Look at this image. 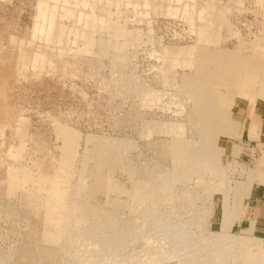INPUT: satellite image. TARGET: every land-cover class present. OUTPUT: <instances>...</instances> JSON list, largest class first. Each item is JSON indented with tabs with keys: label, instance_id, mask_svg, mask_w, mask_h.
<instances>
[{
	"label": "rangeland",
	"instance_id": "obj_1",
	"mask_svg": "<svg viewBox=\"0 0 264 264\" xmlns=\"http://www.w3.org/2000/svg\"><path fill=\"white\" fill-rule=\"evenodd\" d=\"M49 1L0 0V264L77 262L69 243L53 245L41 204L45 197L36 189L39 182L63 177L59 166L68 153L73 156L70 174L65 175L69 196L80 191L78 198L91 215L84 232H78L80 237L85 233L90 239L96 231H104L105 217L110 215L123 235L114 234L121 244L108 241L111 252L124 246L116 253H129L134 259H128L136 264H184L192 257L195 261L190 264H196L199 252L209 254L210 249L217 257L215 264H264L260 252L264 239L253 231L243 232L253 199L264 189L255 181L264 169L259 167L264 160V98L247 99L239 94L251 89L233 83L238 75L256 73L264 87V0H123L119 4L111 0L107 8L98 10L107 17L105 29L110 34L101 37L91 31L86 41L77 40L72 51L63 53L57 50L56 38L46 41L36 31L38 8ZM204 27L208 32L203 41ZM89 37L95 44L88 48ZM121 44L125 50L120 52L116 45ZM219 50L228 59L221 65L216 57ZM206 79L207 85L195 83ZM217 80L223 83L216 84ZM220 93L222 105L217 106ZM200 123L207 128L205 134ZM177 125L194 153L208 158L204 173L209 176L203 174L199 180L184 162L175 164L180 150L174 143ZM219 127L229 133L219 132ZM64 128L75 132L72 146L64 144ZM10 168H15L20 181L27 179L25 186L13 189ZM141 182L161 195L153 201L156 205L134 209L131 193ZM236 185L245 187L238 214L233 213L236 194H241ZM226 198L235 221L230 237L222 242L218 238ZM208 237L222 245L223 249L214 243L216 253L226 256L214 253ZM246 241L248 246L243 245ZM105 252L113 253L101 251L98 256ZM205 259L199 263L206 264Z\"/></svg>",
	"mask_w": 264,
	"mask_h": 264
},
{
	"label": "bare ground",
	"instance_id": "obj_2",
	"mask_svg": "<svg viewBox=\"0 0 264 264\" xmlns=\"http://www.w3.org/2000/svg\"><path fill=\"white\" fill-rule=\"evenodd\" d=\"M129 1V0H128ZM45 2V1H44ZM44 2H42V3H44ZM40 4V8H38L39 10V13L37 14L38 15V18H37V24H36V31L38 32V35L39 36H41L42 38H44V40H46V41H49L50 39H51V37L53 36L54 37V39L56 38V46L58 47V51L59 52H61V53H63L65 50H66V52L67 51H72V46L71 45H73V43L74 42H76L77 40L78 41H86L85 39H87V35H88V33L89 32H91V31H93L94 33L95 32H98L99 34H100V36L101 37H104L105 36V33H106V35L108 36L110 33H109V31L108 32H106V29H105V25H106V23H108L107 21H108V19H107V17L105 16V15H99V8H101L100 10H102V8H107L108 7V5H110L111 4V0H50L48 3H45L46 4V6L45 5H43V4ZM119 3H123V0H118L117 1V4H119ZM47 4H49V5H47ZM128 5V4H127ZM87 6H89V8L91 9L90 11H86L85 9H84V7H87ZM205 12V10L204 11H202V14ZM204 21H205V19H203ZM206 24H205V26H208V22H205ZM209 26H211V24H209ZM206 31H207V29H206V27H204V28H201V30H200V39L201 40H206V38H205V35L204 34H206ZM208 32V31H207ZM121 33H122V31H121ZM71 36H73L74 37V39H75V41H73L72 40V42H71V40H69L70 39V37ZM101 40H102V38H100ZM104 39V38H103ZM106 40V38L104 39V40H102V42L103 41H105ZM91 41V42H90ZM199 41V40H198ZM105 43V42H104ZM95 43H94V39H93V37H89V39H88V41H87V45H88V48L89 47H91L92 45H94ZM124 45L125 44H121V47L120 46H117L116 45V50L117 51H123V50H125V47H124ZM115 49V48H114ZM183 51V50H182ZM195 51V50H194ZM85 53H88L89 52V50H86V51H84ZM223 52V51H222ZM221 52V50H219V51H217L216 53H217V55H216V57L218 58V62H220L219 64L221 65V63H225V62H227L228 61V59L227 58H225L226 57V55H222V54H224V53H222ZM178 53V52H177ZM190 53V52H189ZM179 54H181V52H179ZM205 56V55H204ZM228 57H229V55H228ZM40 58H41V56H40ZM204 62H206V59H205V57H203V59H202V61H201V63L203 64ZM215 79H217V78H215ZM246 79H250V83L249 84H246ZM261 80V78H260V76H258V74H256V73H254L253 75L252 74H250V73H247V75H238L234 80H233V83L235 84V85H238V87H240V84H242L243 86H245V87H248V88H250L251 90H250V92L248 91L247 93H245L244 95H242V94H239V95H241V96H246L247 97V99H248V97L250 98L251 97V99H255V97H257V96H260V97H263L264 98V92H262L263 90H264V87H260L259 85H261L262 84V80ZM207 80V79H206ZM205 80V82L204 81H201L200 80V82L199 81H195V83H197V84H199V85H201V86H203V85H207V84H209V82H208V80L206 81ZM220 82L221 83H223V81H221V80H217L216 81V84H219L220 85ZM190 83V82H189ZM263 83H264V81H263ZM245 84V85H244ZM192 92H194V91H192ZM197 94L198 95H200L201 96V89H198L197 91ZM260 94H259V93ZM257 93V94H256ZM256 96H255V95ZM223 96V94L222 93H220L219 95H218V98H217V100H216V104L215 105H222L221 103V101H222V97ZM251 99H249V100H251ZM254 99L252 100V101H254ZM264 100V99H263ZM252 101H250V103L252 102ZM220 102V103H219ZM196 107L198 108V110L201 108V101H200V98H198V99H196ZM201 125H202V123H200ZM156 125V124H155ZM203 126V128L205 127L204 125H202ZM177 127H178V129H177V131L175 130L174 132L176 133V139H175V145L177 146V148H179L180 150H178L177 152H176V154H175V156H176V158H177V161H175V164L176 165H180L181 164V166H183L182 165V163L184 162L185 163V166H187V169L186 170H188V172H190V173H192L191 175H193V174H195V175H193V176H197V178H202L203 177V174H205V175H208V174H206V173H204V170H206L205 168H206V166H207V164H209V162L207 163V160H208V158H203V157H198V154L195 152L194 153V148L192 147V148H190V145L191 144H189V143H187L186 141H184L183 139H182V137H181V130L179 129V126L177 125ZM254 127V126H253ZM209 128V127H208ZM220 128V129H219ZM218 129H219V132H224V130H223V128L222 127H219ZM239 128V127H238ZM207 128L205 127V129L203 130L204 132V134H205V131H207L206 130ZM226 129V128H225ZM228 129V128H227ZM254 129V128H253ZM200 131V130H199ZM227 130H225V132H224V134L226 135V133L228 134L229 132H226ZM228 131H230V130H228ZM201 132V131H200ZM253 132L255 133V130H253ZM253 132H250L249 131V133H253ZM63 133L65 134V138H64V144H65V146H67V147H69L70 145L72 146V141L74 140L75 141V139H76V136L74 135L75 134V132L74 131H70L68 128H64L63 129ZM73 133V134H72ZM203 133H202V135H203ZM208 133H211L212 134V131L210 132V131H208ZM234 133H235V131H234ZM71 134V135H70ZM214 134V133H213ZM233 134V133H232ZM231 134V135H232ZM240 134H241V132H240ZM70 135V136H69ZM234 135V134H233ZM250 135V134H249ZM201 136V135H200ZM230 135H228L227 137H229ZM236 136V135H235ZM234 136V137H235ZM238 136V135H237ZM251 136V137H250ZM249 136V138L251 139V138H254V136H253V134H251ZM258 136V135H257ZM256 136V139L259 137H257ZM174 137V136H173ZM232 138H233V136H231ZM202 138V137H201ZM237 138V137H236ZM203 139H204V137H203ZM198 140V139H197ZM205 140V139H204ZM252 140V139H251ZM197 142V141H196ZM236 146V145H235ZM241 147V146H240ZM126 148V147H125ZM264 153V152H263ZM69 154V153H68ZM67 154V159L66 158H64L65 159V162H64V165H60L59 166V170H60V173H62V174H64L63 175V177L61 178V179H56V180H50V181H48L47 182V184H43V183H38L39 185L37 186V190H38V192H39V195L41 196V195H43L42 196V198L43 197H45V198H43L42 199V202H41V204H42V207L44 208V212H45V218H46V223H47V227H48V229H50V231H48L49 233H48V235H50L51 236V239H53V245H58V246H60L59 244H61V243H67L65 246L67 247L68 246V243L70 244V248H72L73 250L70 252V253H72V254H74V256L76 257V259H77V262L75 263V264H136L135 263V261H131V260H129L128 258H132V257H130L129 256V253H128V256H127V254H126V256L124 255V254H122V255H124V256H122L121 254H119V253H116L117 252V250L118 249H122L121 247H124V246H121L120 245V247L118 248V246L116 247L115 246V248H118L117 250H116V252H113L114 250H112V252H111V247L109 248V245H108V241H112V242H114L113 240H115V241H117V239L116 238H118V237H116L115 238V232H117L118 234L120 233L121 234V232L119 231V230H117L116 228V225L114 226V224L110 221V220H112L111 219V217H110V215H107V217H105V223H106V226H105V229H103L104 231H96L95 232V235H93L94 233L92 232L91 234L93 235L92 236V238H90V239H88L86 236H84V234L83 235H81L82 237H80L79 235H78V232H81L80 230H82V232H84L83 231V229H84V226L85 225H87V224H85L86 223V221H90V219L89 218H91L90 216H88L89 214H88V212H85L84 211V209L86 208V206L85 205H83V202H82V200H81V198L79 199L78 198V195H80V191H78V192H75V196H73V197H71L70 198V196H69V192H70V188L71 187H67V185H68V183H67V180H66V176H68L70 173L67 171V170H70V168H71V162L73 161V156H69ZM111 154H113V153H111ZM206 156V155H205ZM124 157H126V156H124ZM233 157V156H232ZM109 159V158H108ZM233 159V158H232ZM231 159V160H232ZM263 159H264V157H263ZM262 159V160H263ZM261 160V161H262ZM111 161V160H110ZM212 162H214L213 160H212ZM232 162V161H231ZM237 164V163H236ZM181 166H178V167H181ZM209 166V165H208ZM230 167H231V165H230ZM259 167H264V160L262 161V163H260L259 164ZM179 169V168H178ZM184 169V168H183ZM209 169V168H208ZM231 169V168H230ZM260 169V168H259ZM259 169L257 170V171H259ZM154 170V169H153ZM180 170V169H179ZM232 170V169H231ZM262 169H260V172H259V174H257L256 175V178H255V181L258 183V184H261V185H263L264 186V169H263V171H261ZM176 172V171H175ZM184 172V171H183ZM221 172V171H220ZM9 173H10V179H9V183H10V185L13 187V189H16V188H20V187H23V186H25V185H23L24 183H27V179L26 178H24V180H23V182L22 181H20L19 179H18V173H17V171L15 170V168H10L9 169ZM184 173H187V171L186 172H184ZM215 173V172H214ZM213 173V174H214ZM224 173V172H223ZM217 174V173H216ZM66 175V176H65ZM211 175V174H210ZM192 176V177H193ZM209 176V175H208ZM207 176V177H208ZM217 176H219V175H217ZM221 176V175H220ZM188 177H191V176H189L188 175ZM211 177V176H210ZM213 177V176H212ZM211 177V178H212ZM152 178V177H151ZM196 177L194 178V180L195 179H197ZM200 178H199V180H200ZM204 178V177H203ZM210 178V179H211ZM222 178V177H221ZM221 178H220V180H221ZM224 178H226V177H224ZM149 179H150V177H149ZM206 179V178H205ZM213 179H214V177H213ZM227 179V178H226ZM147 180H148V178H147ZM189 180V179H188ZM209 180V179H208ZM207 180V181H208ZM216 180V179H215ZM222 180H223V178H222ZM221 180V181H222ZM225 180V179H224ZM213 181V180H212ZM218 181V180H217ZM226 181V180H225ZM140 182V181H139ZM144 182V181H143ZM197 183H198V181H196ZM201 182V181H200ZM209 182H211V181H209ZM209 182H207V184L209 183ZM206 182L204 181V184H205ZM217 183V182H216ZM140 184V183H139ZM141 184H142V182H141ZM199 184V183H198ZM226 184V183H225ZM224 184V185H225ZM229 184V183H228ZM215 185H217V184H215ZM227 185V184H226ZM230 185V184H229ZM195 186H197V185H195ZM205 186V185H204ZM223 186V185H222ZM236 186H238V185H236ZM235 186V187H236ZM152 187V186H151ZM154 187V186H153ZM214 187V186H213ZM224 187V186H223ZM227 187V186H226ZM229 187V186H228ZM227 187V188H228ZM231 187V186H230ZM136 189H134V191L131 193L132 194V196H131V204H132V206L134 205V209L135 208H139V207H142L143 205H145V204H150V205H156V203H153V201H156V200H158V198H159V196L161 195L159 192H155V188H152V190L150 189V188H148L147 186L145 187L143 184L142 185H138L137 187H135ZM148 188V189H147ZM156 188H158V187H156ZM208 188V187H207ZM210 188V187H209ZM239 188V186L236 188V189H238ZM241 188L242 189H244V191H245V187H243V186H240V190H241ZM77 189H81V187H77ZM146 189V190H145ZM217 190H219L218 188H216ZM224 189V188H223ZM230 188H228V190H229ZM148 190V191H147ZM160 190V189H159ZM205 190V189H204ZM210 190H212V188H210ZM227 190V191H228ZM216 191V190H215ZM220 191V190H219ZM221 191H222V188H221ZM224 191H226V189L224 190ZM231 191H232V189H231ZM147 192H149V193H147ZM210 192V191H209ZM239 192V191H238ZM211 193V192H210ZM225 193V192H224ZM223 193V194H224ZM130 194V195H131ZM232 194V193H231ZM234 194H236V193H234ZM227 195V194H226ZM237 195V198H236V200L234 201V202H238V203H235V207H236V211L235 212H233V210L232 209H230L231 207H229V204L231 203L230 201V203L228 202V198H226V201H224V202H226V203H224V207H223V214H222V225H223V231L221 232V236H220V238H218V236L217 235H215L214 234V236H216L218 239H221V238H223V240H222V242H224V240H228L227 238H229L230 237V235L231 234H229V231H230V229L232 228V226H233V222L235 221V218H234V216H232V213L231 212H233V213H236V212H238L240 209H239V206H237V205H239V203L241 202L240 201V197L243 195L242 194V190H241V194H236ZM157 197V199H153L152 200V197ZM210 196V195H209ZM222 196V195H221ZM226 197V196H225ZM247 198H248V196H247ZM217 199V198H216ZM230 199V198H229ZM237 199H239V200H237ZM152 200V201H151ZM231 200V199H230ZM242 201H243V199H242ZM149 202V203H148ZM158 202V201H157ZM229 204H228V203ZM242 203V202H241ZM241 206V205H240ZM229 207V208H228ZM242 207V206H241ZM136 209V210H137ZM135 210V211H136ZM197 210V209H196ZM241 212V211H240ZM195 213V212H194ZM236 214H238V213H236ZM237 215H235V217H236ZM110 219V220H109ZM200 219V218H199ZM216 220H218V219H216ZM90 223V222H89ZM88 226V225H87ZM192 227H193V225H191ZM251 227H249V228H247V229H245L243 232H248V233H250V232H252L253 230H252V226L253 225H250ZM102 227V226H101ZM150 228V227H149ZM159 231V230H158ZM161 232V234H162V230L160 231ZM152 233V232H151ZM155 233V232H154ZM208 233H210V235H212L211 234V232H208ZM137 234V233H136ZM139 234V233H138ZM137 234V235H138ZM160 234V233H159ZM160 234V235H161ZM174 234H176V233H174ZM200 234V233H199ZM245 234V233H244ZM140 235H141V233H140ZM152 235V234H151ZM160 235H159V237H160ZM201 235V234H200ZM243 235V234H242ZM83 236H84V238H83ZM87 236H89V235H87ZM121 236H123L122 234H121ZM144 236V235H143ZM158 236V235H157ZM164 236V235H163ZM189 236V235H188ZM202 236L204 237V235L202 234ZM214 236H210V237H214ZM66 237H67V239H66ZM86 237V238H85ZM131 237V236H130ZM145 237V236H144ZM143 237V238H144ZM152 237V236H151ZM154 237V236H153ZM195 237H198L197 235L195 236ZM194 236L192 237V238H195ZM210 237H208V239L210 238ZM104 238V241L103 242H101V241H98V240H102ZM126 238H127V236H126ZM132 238V237H131ZM131 238H129V239H131ZM162 238V237H161ZM165 238V237H164ZM216 238V239H217ZM226 238V239H225ZM234 238V237H233ZM247 238V237H246ZM245 238V239H246ZM119 239V238H118ZM122 239V238H121ZM147 239H149L148 237H147ZM154 239V238H153ZM166 239H168V237L166 238ZM172 239H173V237H172ZM197 239H200V238H197ZM205 239V238H204ZM261 239V238H260ZM123 240H125V239H122L121 241L122 242H125V241H123ZM157 240V239H156ZM174 240V239H173ZM210 241H213V243L211 244V245H213L212 247H214V243L216 242V240H215V242H214V240H211V239H209ZM247 240V239H246ZM262 240V239H261ZM129 241V240H128ZM144 241V240H143ZM143 241H142V244H143ZM151 241H153V240H149L148 242H151ZM174 241H176V240H174ZM191 241H194V240H191ZM205 240H203L202 242H204ZM210 241H206V243L207 244H209V242ZM225 241V243H227ZM118 243H120L119 241H117ZM136 242V241H135ZM171 242V241H170ZM173 242V241H172ZM171 242V243H172ZM180 242V241H179ZM181 242H182V240H181ZM185 242V241H184ZM187 242H189L190 243V241H187ZM220 242V241H219ZM221 242V243H222ZM231 243L232 242H235V240H232V241H230ZM254 242V241H253ZM253 242H251L250 241V243L252 244ZM115 243V242H114ZM125 243H127V244H129L130 245V243H128V242H125ZM176 243V242H175ZM198 243V242H197ZM229 243V242H228ZM246 243H247V241L245 242V244L243 243V245H245V246H248V245H246ZM249 243V244H250ZM256 243V242H255ZM257 243H259V242H257ZM110 244V243H109ZM117 244V243H116ZM121 244V243H120ZM126 244V245H127ZM145 244V243H144ZM152 244V243H151ZM158 244V243H157ZM156 244V245H157ZM165 244V242L163 243V245ZM168 244V243H167ZM179 244V243H178ZM180 244H182V243H180ZM216 244V246L218 245L219 246V248H221V246L218 244V242H216L215 243ZM235 244H238V242H236ZM250 244V246H252ZM98 245V247H97V249L96 248H94L93 246H97ZM106 245V246H105ZM118 245V244H117ZM123 245V244H122ZM148 245V244H147ZM155 245V246H156ZM192 244H190V246H191ZM254 245H256V244H254ZM108 246V247H107ZM112 246V245H111ZM151 247H152V245H150ZM162 246V245H161ZM170 246V245H169ZM177 246H179V245H177ZM181 246V245H180ZM188 246V245H187ZM186 246V247H187ZM194 247H196L197 245H193ZM224 246V245H223ZM257 246H259V245H257ZM99 247H100V249H99ZM107 247V248H106ZM175 247V246H174ZM199 247V246H198ZM198 247H196V248H198ZM204 247H206L205 245L203 246V249H204ZM211 247V248H212ZM264 247V246H263ZM112 248H113V246H112ZM114 248V249H115ZM148 248V247H147ZM160 248H162V247H160ZM177 249H180L179 247H176ZM175 248V249H176ZM188 248V247H187ZM189 248H191V247H189ZM207 248L209 249V247L207 246ZM216 248H218V247H216ZM225 248V247H224ZM233 248V247H232ZM105 249H107V250H110V252L112 253V254H110V256H108L109 255V253H107V252H105L106 254H107V256L108 257H106V254H105V256H98V255H100V253H101V251H107V250H105ZM145 249V248H144ZM149 250H150V248H148ZM147 249V250H148ZM170 249V248H169ZM169 249L167 250V251H169ZM174 249V252L177 250H175ZM186 249V248H185ZM185 249H183V250H185ZM206 249V248H205ZM214 249H215V247H214ZM221 249H223V248H221ZM226 249V248H225ZM234 249V248H233ZM122 250H124V249H122ZM121 250V251H122ZM148 250V251H149ZM157 251H154V253L155 254H157V252H158V249H156ZM193 250H195V248L193 249ZM212 252H210V251H208L209 252V254L207 253V251H205V250H198L197 249V251H202V255L200 254V252H199V257H198V259H200V257H202L201 259H205V258H207V259H205L206 260V262L208 263V264H210V263H212V264H215V262H216V260L215 259H217V257H213V250L212 249H210ZM216 250L217 249H215V252L214 253H216ZM228 250V249H227ZM230 250H231V248H230ZM120 251V250H119ZM142 251H143V249H142ZM147 251V255H148V253H149V255L151 256L152 254H150V252H151V250L148 252ZM166 251V252H167ZM178 251V250H177ZM181 251V250H180ZM186 251H188V250H186ZM218 251H220L219 249H218ZM223 251V250H222ZM146 252V251H145ZM152 252H153V248H152ZM170 253H174L173 251H169ZM168 252V253H169ZM190 252H191V250H190ZM227 252V251H226ZM234 252V251H233ZM260 252L263 254V252H264V248H262V247H260ZM123 253V252H122ZM125 253V252H124ZM144 253V252H143ZM181 253V255H182V253L183 252H180ZM188 253H189V251H188ZM208 254V256H205V257H203V255L204 254ZM192 254V253H191ZM194 254V253H193ZM218 254H221V253H219L218 252ZM217 253H216V255H218ZM258 254V253H257ZM148 255V256H149ZM184 255H186V252L184 253ZM201 255V256H200ZM212 255V261L210 260L211 258H208L209 256H211ZM222 255V254H221ZM141 257H142V255H140ZM146 256V255H145ZM189 256V255H188ZM192 256V255H191ZM191 256H190V258H191ZM195 256V255H194ZM218 256H220V255H218ZM222 256H226V254L225 255H222ZM230 256V255H229ZM260 256H262V255H260ZM259 256V257H260ZM183 257V256H182ZM181 257V258H182ZM186 257V256H185ZM196 257H197V255H196ZM195 257V258H196ZM264 257V256H263ZM168 258H169V256H168ZM192 258H194V257H192ZM192 258L190 259V261H189V263L188 262H185L184 264H186V263H188V264H190V263H192V261L194 260L195 261V259H193L192 260ZM220 259H221V257H219ZM218 258V259H219ZM132 259H134V258H132ZM149 259V258H148ZM173 259V258H172ZM184 259V258H183ZM187 259V258H186ZM185 259V260H186ZM197 259V258H196ZM197 259V260H198ZM200 259V260H201ZM209 259V260H208ZM223 260L222 261H225L224 260V257L222 258ZM233 259V258H232ZM260 259H262L261 257H260ZM264 259V258H263ZM145 259H143L142 261H144ZM197 260H196V264H201V262L199 263V261L197 262ZM214 260V261H213ZM255 260V259H254ZM152 262H153V258H152V260H151ZM179 261V260H178ZM188 261V260H187ZM202 261V260H201ZM210 263H209V262ZM218 261V260H217ZM205 262V261H204ZM220 262V261H219ZM179 263V262H178ZM182 263V262H181ZM206 263V264H207ZM224 263V262H223ZM222 263V264H223ZM151 264V263H150ZM193 264H195V262H193ZM202 264H205V263H203L202 262ZM218 264V263H217ZM219 264H221V263H219ZM258 264H262L261 262H258Z\"/></svg>",
	"mask_w": 264,
	"mask_h": 264
},
{
	"label": "crops",
	"instance_id": "obj_3",
	"mask_svg": "<svg viewBox=\"0 0 264 264\" xmlns=\"http://www.w3.org/2000/svg\"><path fill=\"white\" fill-rule=\"evenodd\" d=\"M256 198L253 199L252 215L249 216L247 227L253 223V233L264 239V189L259 190Z\"/></svg>",
	"mask_w": 264,
	"mask_h": 264
}]
</instances>
